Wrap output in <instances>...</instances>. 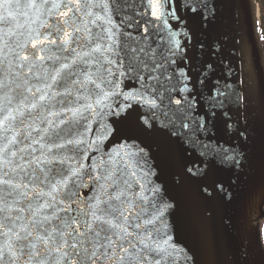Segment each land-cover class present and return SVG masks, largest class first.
<instances>
[{
  "label": "snow or ice",
  "instance_id": "obj_1",
  "mask_svg": "<svg viewBox=\"0 0 264 264\" xmlns=\"http://www.w3.org/2000/svg\"><path fill=\"white\" fill-rule=\"evenodd\" d=\"M260 12L0 0V264H264Z\"/></svg>",
  "mask_w": 264,
  "mask_h": 264
},
{
  "label": "flooded vegetation",
  "instance_id": "obj_2",
  "mask_svg": "<svg viewBox=\"0 0 264 264\" xmlns=\"http://www.w3.org/2000/svg\"><path fill=\"white\" fill-rule=\"evenodd\" d=\"M255 1H256L257 10H258V18H259V21H260V19H261L260 9H261V6L264 5V0H255Z\"/></svg>",
  "mask_w": 264,
  "mask_h": 264
},
{
  "label": "water",
  "instance_id": "obj_3",
  "mask_svg": "<svg viewBox=\"0 0 264 264\" xmlns=\"http://www.w3.org/2000/svg\"><path fill=\"white\" fill-rule=\"evenodd\" d=\"M262 205L260 206V209H261Z\"/></svg>",
  "mask_w": 264,
  "mask_h": 264
}]
</instances>
